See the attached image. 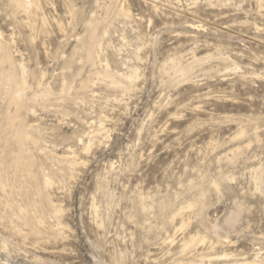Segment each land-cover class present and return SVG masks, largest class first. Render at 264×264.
<instances>
[{"label": "rangeland", "instance_id": "rangeland-1", "mask_svg": "<svg viewBox=\"0 0 264 264\" xmlns=\"http://www.w3.org/2000/svg\"><path fill=\"white\" fill-rule=\"evenodd\" d=\"M207 1L0 0V264L264 263V0ZM22 122L41 191L3 171Z\"/></svg>", "mask_w": 264, "mask_h": 264}, {"label": "bare ground", "instance_id": "bare-ground-1", "mask_svg": "<svg viewBox=\"0 0 264 264\" xmlns=\"http://www.w3.org/2000/svg\"><path fill=\"white\" fill-rule=\"evenodd\" d=\"M11 1H13L12 3H14V7L16 8L15 10H21V11H23V12H27L28 10H27V2H26V0H11ZM209 1V0H208ZM207 1V2H208ZM34 2V1H33ZM210 2V1H209ZM33 4V3H32ZM31 4V5H32ZM35 5V4H34ZM29 8V7H28ZM123 10V9H122ZM123 13L125 14V11L123 10ZM127 14V13H126ZM129 14V13H128ZM123 15V14H122ZM97 24V23H96ZM189 25V24H188ZM191 26H195L193 23H191L190 24ZM190 26V27H191ZM92 27V26H91ZM197 27V26H196ZM88 28H90V27H88ZM93 28V27H92ZM91 30V29H90ZM88 33H89V30H88ZM92 37V36H91ZM93 38H94V36H93ZM92 38V39H93ZM89 39V38H88ZM86 43V42H85ZM88 45V44H87ZM90 45V44H89ZM84 46H85V44H84ZM92 46H93V44H92ZM88 47V46H87ZM9 47H7V44H5L3 41H2V39H1V33H0V72H1V68L2 67H4L3 65L5 64V63H7L8 64V69H4V71L2 70V77H4V81H1L0 82V97L2 96V97H5V98H7L8 99V102H10V103H12L13 105H14V107H15V109L17 110H15V114H17L18 113V110H26L27 109V105H28V101H30V100H28V99H26V97H25V95H24V93H26L25 92V89H27L26 87H27V85H28V83H27V76L25 77V68L23 67V65L22 64H16L15 63V60H13V57L11 56V53H10V51H9V49H8ZM92 48V47H91ZM89 49V48H88ZM93 49V48H92ZM92 52V51H91ZM87 54V53H86ZM94 54V53H93ZM95 56V55H94ZM95 58V57H94ZM194 58V57H193ZM192 58V59H193ZM86 59H87V57H86ZM88 60H92V55L90 54V56L88 57ZM91 63H92V61H91ZM193 63V62H192ZM190 65V64H189ZM17 66H19L20 67V69H21V73L20 74H17L16 72H17ZM106 66V65H105ZM191 66V65H190ZM133 69V68H132ZM184 69V67L182 68V70ZM129 70V69H128ZM1 74H0V76H1ZM129 74V73H128ZM114 75V74H113ZM123 75V74H122ZM135 75V74H134ZM34 76V75H33ZM115 76V75H114ZM110 77V76H109ZM127 77V76H126ZM131 79H133V77L130 75L129 76ZM115 78V77H114ZM129 78V79H130ZM116 79V78H115ZM129 79H128V81H129ZM114 81V80H113ZM112 81V82H113ZM118 81V80H117ZM116 81V82H117ZM120 81V80H119ZM125 81H126V78H125ZM130 82V81H129ZM114 83H115V81H114ZM118 83V82H117ZM122 83V82H121ZM125 83V82H124ZM128 83V82H127ZM119 84V83H118ZM65 85V84H64ZM121 85V84H120ZM130 85V84H129ZM127 87H128V84H127ZM4 88H6V90H4ZM48 89V88H47ZM125 89V88H124ZM127 89V88H126ZM129 89V88H128ZM123 90V89H122ZM45 92H46V89L44 90ZM44 91H43V93H44ZM49 92V91H48ZM48 92H47V94H48ZM125 92V91H124ZM47 94H45V95H47ZM66 94V93H65ZM4 95V96H3ZM42 94H40L39 96H41ZM44 95V96H45ZM38 96V95H37ZM32 98V97H31ZM37 98V97H36ZM68 98V97H67ZM74 98V97H73ZM14 109V108H13ZM7 110V109H6ZM17 112V113H16ZM14 115V114H13ZM4 118V117H3ZM15 119V118H14ZM17 119V118H16ZM23 121V120H22ZM11 122V121H10ZM20 122V121H19ZM3 123V122H2ZM21 123V122H20ZM19 123V124H20ZM12 124H13V122H12ZM16 125V124H15ZM17 126H15L14 128H16ZM19 127V126H18ZM9 128V127H8ZM5 130V129H4ZM9 131V130H8ZM10 132V131H9ZM36 132V131H35ZM14 136V137H13ZM13 140L15 139L16 141V143L19 145H17L18 146V149H17V151L15 152V153H9L8 155H9V157H8V159L6 158V155L2 158L1 157V160H2V167H3V171H7V169H9V168H11L12 169V176H14V180H16L17 182L18 181H20L21 183H23V184H25V183H29V181H32V183L34 184V186L37 188V190L38 191H41V187H40V184H41V182H39L37 179H35V174H33V171H32V166L34 165V159L33 158H31L30 156H29V153H28V146H25L24 145V142L29 138V132H28V130L26 129V125L22 122V125H20V128L18 129V130H16L15 132H13ZM1 139V138H0ZM13 143V142H12ZM7 147V146H6ZM86 147V146H85ZM4 149V148H3ZM87 149V148H86ZM4 151V150H3ZM7 152V151H6ZM12 152V151H11ZM14 152V151H13ZM47 155H49V154H47ZM35 156V155H34ZM52 156V155H51ZM50 157V156H49ZM63 157V156H62ZM66 157V156H65ZM45 158H46V156H45ZM45 158H44V160H45ZM56 158V157H55ZM61 158V157H60ZM50 159V158H49ZM58 161H59V159H57ZM61 160V159H60ZM63 160V159H62ZM42 161V160H41ZM52 161V160H51ZM50 161V166H54V164H55V162H54V164L52 163ZM71 161V160H70ZM74 161V160H73ZM38 162V161H37ZM40 162V161H39ZM46 163H47V158H46V161H45ZM45 163V164H46ZM72 163H74V162H72ZM37 164V163H36ZM43 164V163H42ZM1 166V165H0ZM50 166H49V169H50ZM38 167V166H37ZM41 166L39 165V167L38 168H40ZM44 169H45V167L44 166H42ZM56 169V168H55ZM42 170V169H41ZM48 170V169H47ZM264 170V169H263ZM263 170H261L263 173H262V178H264V171ZM39 172H40V170H38ZM52 171V170H51ZM53 171H54V169H53ZM1 172H2V168H1ZM5 173V172H4ZM42 173V172H41ZM43 173H44V170H43ZM260 173V172H259ZM258 173V174H259ZM48 174V173H47ZM261 174V173H260ZM260 174L259 175H257V176H259L260 177ZM1 175V174H0ZM3 176L5 175V174H2ZM35 175V176H34ZM73 175V174H72ZM256 176V177H257ZM1 177V176H0ZM39 177V176H38ZM41 177H42V175H41ZM48 178H50V177H48ZM222 178V177H221ZM1 179H2V177H1ZM42 179V178H41ZM46 179V178H45ZM259 179V178H258ZM50 180V179H49ZM256 180V179H255ZM1 181H3V180H0V183H1ZM43 181L45 182V181H47V180H44L43 179ZM42 181V182H43ZM19 182V183H20ZM257 182V181H256ZM47 183V182H46ZM46 183H44L45 185H48V184H46ZM22 184V185H23ZM44 184H42V185H44ZM215 184V183H214ZM4 187L3 186V184L2 185H0V187ZM20 186V185H19ZM9 188V187H8ZM36 188H35V190H36ZM44 188V187H43ZM45 189H47L46 188V186H45ZM19 190H21V189H19ZM200 190V189H199ZM18 192V191H17ZM37 192V191H36ZM43 192V191H42ZM46 192V191H45ZM39 193V192H38ZM41 193V192H40ZM44 194V193H43ZM47 194V193H46ZM139 194V193H138ZM37 195V194H36ZM38 195H40V194H38ZM9 196V195H8ZM45 196V195H44ZM49 197V196H48ZM40 198H42V195H40ZM140 198V197H139ZM197 198V197H196ZM47 199V198H46ZM7 200H8V203L12 206V207H14V206H18V204H16V203H14V200H13V194H12V192H10V196H9V198H7ZM169 200V199H168ZM45 201V200H44ZM143 202V201H142ZM8 203H6V204H8ZM50 203H51V201H50ZM50 203H48L47 202V204H50ZM27 204V203H26ZM25 204V205H26ZM148 204V203H147ZM9 205V206H10ZM51 206H49V207H54L52 204H50ZM192 205H195L194 203L192 204ZM22 206V205H21ZM163 206V205H162ZM165 206V205H164ZM201 206V205H200ZM12 207H10V208H12ZM166 207V206H165ZM191 207V206H190ZM189 207V208H190ZM199 207V206H198ZM192 208V207H191ZM190 208V209H191ZM195 208V207H194ZM42 209V208H41ZM41 209H39V210H41ZM54 209V208H53ZM202 209V208H201ZM13 210V209H12ZM15 210H17L18 211V216H20L22 219H23V221L25 220L26 221V219H27V217H28V211H29V208L27 207V206H24V208L22 209L21 207H19V209H15ZM51 210V209H50ZM154 210V209H153ZM167 210V209H166ZM199 211H200V209H198ZM53 211V210H52ZM57 211V210H56ZM143 211V210H142ZM36 212H37V210H36ZM43 212V211H42ZM178 212V211H177ZM7 213V212H6ZM54 213V212H53ZM174 213V212H173ZM181 213V212H180ZM201 213V212H200ZM43 214V213H42ZM175 214V213H174ZM173 214V215H174ZM183 214V213H182ZM9 215V214H8ZM33 215H35V213H33ZM37 215V214H36ZM35 215V216H36ZM175 215H177V214H175ZM199 215V214H198ZM231 215H233V214H231ZM237 215V214H236ZM29 216H30V214H29ZM43 216V215H42ZM41 216V217H42ZM239 216V215H238ZM32 216H30V218H31ZM172 218H173V216H171ZM180 217V216H179ZM232 217V216H231ZM29 218V217H28ZM29 218V221L30 220H33V219H35L34 217H32V219H30ZM171 218V219H172ZM175 218V217H174ZM178 218V217H177ZM41 219V218H40ZM142 219V218H141ZM231 219V218H230ZM17 220V219H16ZM20 220V219H19ZM37 220H38V217H37ZM229 220V219H228ZM239 220V219H238ZM22 221V222H23ZM25 221H24V223H25ZM170 221V220H169ZM173 221V220H172ZM232 221H234V220H232ZM231 221V222H232ZM28 222V221H27ZM34 222V221H33ZM32 222V223H33ZM58 222V221H57ZM168 222V221H167ZM171 222V221H170ZM229 222V221H228ZM29 223V222H28ZM38 223H40V222H38ZM204 223V222H203ZM22 224V223H21ZM57 224V223H56ZM41 225V224H40ZM35 226V225H34ZM42 226V225H41ZM40 226V227H41ZM56 226V225H55ZM202 226V225H201ZM26 227V226H25ZM28 227V226H27ZM21 229V228H20ZM30 229H33L32 227L30 228ZM38 229V228H37ZM57 229V228H56ZM19 230V229H18ZM17 230V231H18ZM35 230V229H34ZM39 231V230H38ZM33 232V231H32ZM42 233V232H41ZM166 237V236H165ZM206 237V236H205ZM225 238V237H224ZM185 239V238H184ZM204 239V238H203ZM203 239H202V241H203ZM220 239H222V238H220ZM192 240V239H191ZM205 240V239H204ZM193 241H194V239H193ZM226 241V240H225ZM166 242H168V241H166ZM190 242H192V241H190ZM186 243H188V242H186ZM185 244V243H184ZM196 244V243H195ZM193 245V244H192ZM186 246V245H185ZM191 246V245H190ZM182 248H184V247H182ZM187 248V247H186ZM260 254V253H259ZM257 255H258V253H256L255 254V257H254V259H252V260H247L246 258H242V259H234V260H232V261H230V262H228V263H226V264H259V261L257 260ZM226 256V255H225ZM235 258V257H234ZM237 258V257H236ZM261 264V263H260ZM264 264V263H263Z\"/></svg>", "mask_w": 264, "mask_h": 264}]
</instances>
